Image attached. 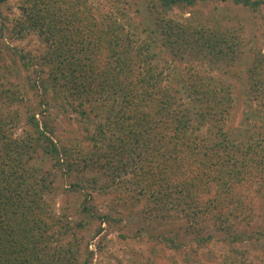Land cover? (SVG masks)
Returning <instances> with one entry per match:
<instances>
[{
	"label": "trees",
	"instance_id": "obj_1",
	"mask_svg": "<svg viewBox=\"0 0 264 264\" xmlns=\"http://www.w3.org/2000/svg\"><path fill=\"white\" fill-rule=\"evenodd\" d=\"M7 1L0 0V34L7 26L2 10ZM212 1L146 0L154 27L141 26L136 36L127 28L131 24L121 21L126 13L118 0H98L92 7L85 0H30L23 6L26 19L14 26L18 33L25 26L38 29L45 62L30 68L22 48L10 47L27 69L30 87L42 93L35 106L23 107L27 142L4 131L0 135V264H93L100 241L123 223L120 206L134 201L101 207L78 176L86 169L137 176L139 189L131 197L151 199L150 211L180 220L188 236L160 240L185 264H193L198 249L215 238L211 230L220 232L219 241L230 250L218 264H248L234 243L264 236V228L245 229L264 206V55L241 30L202 17L173 16ZM220 1L254 15L264 3ZM260 16L264 34V13ZM163 48L178 58L196 57L200 67L204 59L239 67L248 52L246 119L255 116L259 125H231L232 88L202 68L188 65L193 73H180ZM65 112L80 122L83 138L60 134ZM36 155L47 166L32 163ZM56 176H63L70 194L80 195L79 228L91 224L82 260L77 239L60 243L58 233L71 228L57 229L60 218L49 195L57 188ZM92 240L95 250L89 249Z\"/></svg>",
	"mask_w": 264,
	"mask_h": 264
},
{
	"label": "rangeland",
	"instance_id": "obj_2",
	"mask_svg": "<svg viewBox=\"0 0 264 264\" xmlns=\"http://www.w3.org/2000/svg\"><path fill=\"white\" fill-rule=\"evenodd\" d=\"M29 1L8 0L4 3L2 10L7 17V26L3 30V34H0V82L4 85L0 84V135L4 131L10 133L13 138L25 142H27L28 127L25 124L24 108L35 106L42 91L41 88L36 90L30 87L27 81L28 71L22 60L10 47L22 48L26 63L30 68L44 67L43 63L45 62L43 60L45 43L38 29L25 26L18 33L19 29L14 26L18 20L26 19L23 6H29ZM54 1L56 0H52V2ZM85 1L92 7L98 0ZM137 1L118 0L119 7H125L124 11L126 13L123 18L125 21H121L126 25L131 24L127 28L130 32L134 31L135 36L141 26L147 25V29L154 27V17L147 8L146 0ZM185 10H178L173 16L180 20L190 16L202 17L217 24H222L232 31L241 30L246 35L249 45L255 47L256 50L261 47L260 52L264 55V34L260 18L261 12L264 13V3L261 10L255 15L249 10L220 0H213L209 4H199L197 8ZM144 32H148V30ZM144 32L142 33L143 37L146 35ZM163 51L171 61L170 66L174 64L180 73L186 71L193 73L188 68V65H191L194 66L192 69L195 71L202 68L206 74L221 76L223 84L230 87V89L232 88L235 95L234 110L230 118L231 125H241V129L244 127L245 122L250 125L253 123L259 125L260 122L255 116L246 119L249 114L248 102H250L246 100L247 82L244 72L246 63L251 59L248 52L244 54L243 63L239 67L226 65L225 63H215L208 59H204L202 67H200L199 59L196 57L185 54L184 58H178L172 55L168 49L163 48ZM4 87L9 88V90L4 91ZM13 90L14 92H12ZM49 90L54 93L52 87ZM252 105L258 109L257 102H252ZM60 121L62 125L58 127V131L63 137L83 138L85 132L80 127V122L72 114L63 113ZM3 145L4 141L0 138V149ZM83 157L84 153L78 155V158L83 159ZM41 158L42 156L36 155L31 158V162L47 166V162ZM83 171L84 173L78 176L85 180L87 189L93 191L96 201L101 207L106 204H116L118 201L123 203L125 199L134 201L125 204L126 206L123 204L120 206L123 209L122 211L125 212L123 223L100 241L102 245L100 250H95V242L92 240L89 249L95 250L93 264H185L180 253L166 248L160 240L163 235H173L175 233L179 237L188 236L185 232L183 233L180 220L165 212L156 214L154 211H150L151 199L142 197L141 200L137 201L131 197V194L139 189V186L134 184L137 176L129 172L120 176L114 173L110 177L109 173L106 175L97 172V170L86 169ZM121 176L123 177L121 178ZM55 179L53 183L57 188L49 195L54 197L52 206L55 209L56 216L60 218L57 229L60 232L63 231L64 225H69L71 228L67 232L63 231L62 234L58 233L59 238L61 237L60 243L64 245L68 240L75 242L77 239L78 260H82L84 246L91 235V224L87 222L83 228H79L77 221L80 216L76 214L75 209L79 204L80 195H72L64 188L67 184L63 176H56ZM262 228H264V206L261 210L253 213L251 224L245 227L247 232ZM211 231H214L215 238L198 249L199 255L193 256L191 259L193 264H218L222 256L230 253L229 248L219 241L220 232ZM234 244L242 249L244 253L240 255V258L247 259L248 264H264V236L260 239L246 238L240 243ZM214 255L215 258L212 259ZM232 255L234 258L238 257Z\"/></svg>",
	"mask_w": 264,
	"mask_h": 264
}]
</instances>
